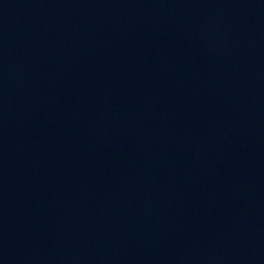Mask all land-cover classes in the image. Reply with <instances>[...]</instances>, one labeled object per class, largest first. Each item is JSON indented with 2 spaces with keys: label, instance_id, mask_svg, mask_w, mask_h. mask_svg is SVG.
I'll list each match as a JSON object with an SVG mask.
<instances>
[{
  "label": "water",
  "instance_id": "obj_1",
  "mask_svg": "<svg viewBox=\"0 0 264 264\" xmlns=\"http://www.w3.org/2000/svg\"><path fill=\"white\" fill-rule=\"evenodd\" d=\"M0 264H264V0H0Z\"/></svg>",
  "mask_w": 264,
  "mask_h": 264
}]
</instances>
